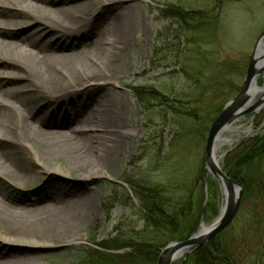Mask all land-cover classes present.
<instances>
[{"label": "rangeland", "instance_id": "rangeland-1", "mask_svg": "<svg viewBox=\"0 0 264 264\" xmlns=\"http://www.w3.org/2000/svg\"><path fill=\"white\" fill-rule=\"evenodd\" d=\"M63 1L41 0L48 8L60 6ZM124 1L139 25L129 32L130 41L124 43L118 55L117 61L124 62L123 69L116 67L112 72L117 78L112 81L113 89L130 111L126 118L128 127L131 119L135 122L134 128L122 132L127 143L118 163L108 164L93 187L90 181L53 176L49 171L40 172L35 184L19 187L0 177L5 193L18 202L32 199L47 186L76 193L92 188L93 203L81 207L75 230L80 240L39 239L47 247L24 254L30 256L29 264H77L79 254L86 252L92 241L108 239L120 227L141 230V201L131 192L128 181L143 180L155 188L170 187L167 193L172 196L178 194L172 187L195 181L192 195H200L201 206L205 207L200 217H188L189 222L197 220L196 230L209 225L220 210L218 185L203 173L205 140L212 121L237 93L254 45L264 31V0ZM7 2L6 7H0V23L15 20L18 26L0 25V31L28 35L24 30L30 20L12 15L16 9L13 2ZM6 53L0 48V54ZM3 79L0 74V89L4 88ZM257 85L264 86V73ZM137 89L149 93V97L158 93L162 98L139 99ZM222 137L231 140L216 151L217 157L223 155L219 166L225 172V164L250 142L264 139V109L255 117L246 115L235 122ZM28 162L34 166L32 156H28ZM247 168L241 170V176H251L259 184L255 185L254 196H246L241 185L237 218L231 223L234 221L242 232L249 225L247 217L255 213L259 228L264 230V150ZM198 172L203 179H198ZM0 235L7 236L2 229ZM3 247L0 241V255Z\"/></svg>", "mask_w": 264, "mask_h": 264}, {"label": "bare ground", "instance_id": "bare-ground-1", "mask_svg": "<svg viewBox=\"0 0 264 264\" xmlns=\"http://www.w3.org/2000/svg\"><path fill=\"white\" fill-rule=\"evenodd\" d=\"M9 1L12 15L30 25L26 36L0 31V48L8 52L0 54V177L19 187L49 171L93 187L126 148L122 132L135 126L133 119L126 123L130 111L113 89L112 72L123 69L117 59L139 25L136 16L124 0H64L50 8L41 0ZM7 3L0 0V7ZM91 187L76 193L47 186L18 202L0 185V229L7 234L0 235V264H29L24 254L47 247L39 239L80 240L75 230L81 207L93 203Z\"/></svg>", "mask_w": 264, "mask_h": 264}, {"label": "trees", "instance_id": "trees-1", "mask_svg": "<svg viewBox=\"0 0 264 264\" xmlns=\"http://www.w3.org/2000/svg\"><path fill=\"white\" fill-rule=\"evenodd\" d=\"M141 90L137 89L139 99L162 98L158 93L155 96L151 93L149 97V93ZM263 150L264 139H257L223 167L231 179L243 185L246 196H254L255 185L259 183L251 176L242 177L241 170L248 169L251 161ZM201 172L197 173L198 179H203ZM126 183L141 201L142 229L120 227L108 239L91 240L89 249L79 254L77 264H157L162 248L173 241H184L195 232L194 222L197 220L189 222L188 217H200L205 209L201 206V196L192 195L195 181L172 187L177 196L167 193L170 187L155 188L148 181ZM247 218L249 225L242 232L233 221L228 228L188 255L182 264H264V230L259 228L255 213Z\"/></svg>", "mask_w": 264, "mask_h": 264}, {"label": "water", "instance_id": "water-1", "mask_svg": "<svg viewBox=\"0 0 264 264\" xmlns=\"http://www.w3.org/2000/svg\"><path fill=\"white\" fill-rule=\"evenodd\" d=\"M238 1V0H217ZM264 71V32L256 41L248 60L242 84L236 95L223 106L212 121L205 140L203 173L218 185L221 205L217 217L209 225H201L184 241H173L160 250L157 264H182L188 255L226 229L238 211L242 186L231 179L219 166L217 149L231 141L223 138L229 127L246 115L255 117L264 108V86H257V78Z\"/></svg>", "mask_w": 264, "mask_h": 264}, {"label": "flooded vegetation", "instance_id": "flooded-vegetation-1", "mask_svg": "<svg viewBox=\"0 0 264 264\" xmlns=\"http://www.w3.org/2000/svg\"><path fill=\"white\" fill-rule=\"evenodd\" d=\"M263 73H264V72H262L260 75H262ZM259 77H260V76H259ZM259 77H258V78H259ZM244 117H245V116H244ZM244 117H242V118H244ZM242 118H241V119H242ZM239 120H240V119H239Z\"/></svg>", "mask_w": 264, "mask_h": 264}]
</instances>
